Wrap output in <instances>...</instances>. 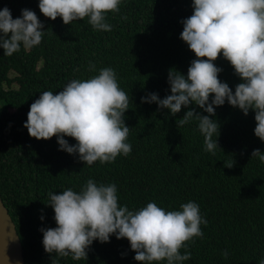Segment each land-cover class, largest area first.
Here are the masks:
<instances>
[{
    "label": "trees",
    "instance_id": "obj_1",
    "mask_svg": "<svg viewBox=\"0 0 264 264\" xmlns=\"http://www.w3.org/2000/svg\"><path fill=\"white\" fill-rule=\"evenodd\" d=\"M191 3L123 0L119 12L108 14L111 31H95L86 18L65 25L60 17H44L38 0H0V8L7 6L13 18L21 9L33 10L46 31L41 44L31 49L21 48L12 56H3L0 49V198L16 224L25 264H52L40 231L56 226L47 193L79 190L90 177L115 183L118 202L130 209L148 201L166 209L197 202L207 225L201 226L203 238L189 242L192 255L185 264H258L264 258V163L251 159L253 149L264 151V142L254 134V113L245 116L227 102L215 108L220 149L213 155L204 151L195 121L177 127L187 109L172 116L140 99L150 92L160 98L170 94L169 69L186 75L196 58L180 39L181 20L191 15ZM215 63L222 68L219 79L234 90L241 81L232 66L222 57ZM90 64L97 70L113 68L129 96L125 123L132 151L112 163L88 166L59 150L55 136L37 140L23 125L40 92L60 91L71 79L96 75ZM228 160L232 167L225 166ZM225 250L227 258L222 256ZM133 256L127 239L113 236L106 243L94 241L87 259L65 257L61 264H139Z\"/></svg>",
    "mask_w": 264,
    "mask_h": 264
},
{
    "label": "clouds",
    "instance_id": "obj_2",
    "mask_svg": "<svg viewBox=\"0 0 264 264\" xmlns=\"http://www.w3.org/2000/svg\"><path fill=\"white\" fill-rule=\"evenodd\" d=\"M123 0H38L44 17L65 25L87 19L95 31H111L109 13L120 11ZM192 13L181 20L180 39L195 54L183 74L169 69L167 83L170 94L164 98L155 92L142 96L141 102L155 103L172 116L187 109L177 127L196 122L203 136L204 151L215 154L220 125L215 108L228 105L245 116L254 113V134L264 142V0H192ZM44 23L28 8L13 18L10 9L0 8V49L12 56L23 48L41 44ZM222 57L232 66L240 83L231 88L219 79L222 68L215 63ZM189 64V61L186 62ZM180 67V66H176ZM89 70L97 72L87 79H71L60 91H42L29 105L24 127L30 137L48 140L56 137L59 150L91 166L112 163L118 156H128L129 126L125 113L129 109L128 94L119 86L111 67ZM194 105L207 115L195 110ZM65 137L75 140L70 144ZM264 163V151L253 149L251 159ZM232 167L233 161H224ZM46 205L53 210L55 227H41V243L51 256L52 264L61 258L87 259L94 241L106 243L111 237L127 239L133 259L139 264H185L191 258L189 242L203 238L201 226L207 220L197 202L189 200L178 209H166L155 201L130 209L120 204L115 183L88 178L79 190L66 187L47 193ZM41 221L45 219L40 216ZM54 254V255H51ZM228 251L222 252L227 258ZM264 264V258L258 260Z\"/></svg>",
    "mask_w": 264,
    "mask_h": 264
},
{
    "label": "water",
    "instance_id": "obj_3",
    "mask_svg": "<svg viewBox=\"0 0 264 264\" xmlns=\"http://www.w3.org/2000/svg\"><path fill=\"white\" fill-rule=\"evenodd\" d=\"M0 264H25L23 245L8 208L0 198Z\"/></svg>",
    "mask_w": 264,
    "mask_h": 264
},
{
    "label": "rangeland",
    "instance_id": "obj_4",
    "mask_svg": "<svg viewBox=\"0 0 264 264\" xmlns=\"http://www.w3.org/2000/svg\"><path fill=\"white\" fill-rule=\"evenodd\" d=\"M10 75H11V76H13V75H14V73L12 72ZM14 86H15V85H14Z\"/></svg>",
    "mask_w": 264,
    "mask_h": 264
}]
</instances>
